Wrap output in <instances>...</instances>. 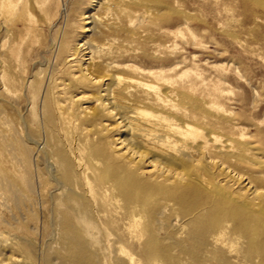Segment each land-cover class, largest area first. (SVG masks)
<instances>
[{"label": "bare ground", "instance_id": "obj_1", "mask_svg": "<svg viewBox=\"0 0 264 264\" xmlns=\"http://www.w3.org/2000/svg\"><path fill=\"white\" fill-rule=\"evenodd\" d=\"M249 1L264 16V0ZM84 17L85 33L96 23L106 27L96 15ZM51 41L47 74L37 85L27 80L24 100L33 120L27 129L39 136L26 142L43 153L55 184L52 238L42 247L1 236L0 264H264V179L240 170L244 164L264 174V147L247 142L245 129L219 104L222 81L211 82L205 98L185 91L193 82L180 66L155 73L106 63L104 49L89 40L74 48ZM20 52L15 47L12 54L18 59ZM60 124L72 125L87 143L96 139L87 161L54 137Z\"/></svg>", "mask_w": 264, "mask_h": 264}, {"label": "rangeland", "instance_id": "obj_2", "mask_svg": "<svg viewBox=\"0 0 264 264\" xmlns=\"http://www.w3.org/2000/svg\"><path fill=\"white\" fill-rule=\"evenodd\" d=\"M95 1L0 0V239L7 237L12 243L42 247L51 242L55 184L48 177L43 153L35 154L37 151L27 143L28 138L37 140L39 136L34 129H27L33 120L24 100L28 81L37 85L47 74L46 51L51 40L58 39L72 48L89 40L104 49L106 63L132 65L155 73L169 74L180 66L178 72L187 70L193 82V88L185 91L205 98L210 85L222 81L224 94L219 104L245 129L247 142L264 147V16L251 1L130 0L127 6H121L119 0H109L101 9L96 8ZM92 15L103 19L106 27L96 23L92 33H85L83 28L89 19L84 16ZM131 20L134 25L130 27ZM15 47L21 51L18 59L12 54ZM196 71L203 74L204 82L192 75ZM62 78L66 80L67 76ZM145 78L153 85L161 84L155 76ZM57 126L54 137L62 146H73L78 157L87 161L96 139L87 143L72 125ZM214 131L226 136L234 132ZM237 134L236 138L240 136ZM119 135V131L111 132V136ZM252 168L242 164L240 170L255 182L263 180V171ZM18 197L22 199L20 205Z\"/></svg>", "mask_w": 264, "mask_h": 264}]
</instances>
